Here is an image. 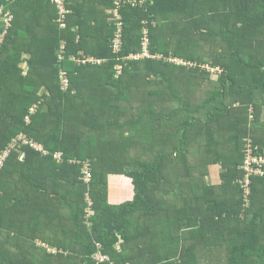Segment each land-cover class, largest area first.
Segmentation results:
<instances>
[{
	"label": "trees",
	"instance_id": "16d2710c",
	"mask_svg": "<svg viewBox=\"0 0 264 264\" xmlns=\"http://www.w3.org/2000/svg\"><path fill=\"white\" fill-rule=\"evenodd\" d=\"M63 1L0 0V156L20 136L49 153L4 164L0 264H264V177L242 185L248 139L264 157V0L128 5L121 51L114 0ZM112 176L132 202L109 203Z\"/></svg>",
	"mask_w": 264,
	"mask_h": 264
},
{
	"label": "built area",
	"instance_id": "2783aa9c",
	"mask_svg": "<svg viewBox=\"0 0 264 264\" xmlns=\"http://www.w3.org/2000/svg\"><path fill=\"white\" fill-rule=\"evenodd\" d=\"M150 1L151 0H114L115 8L113 9V14H114L113 20L115 22H117V26H118V30H119L118 34L116 36V39L114 41V47H115L116 51H121L122 46H123L124 21H123V15H122L121 11H123L124 7H126L128 5H132L133 7L134 6L135 7L144 6L147 3H149ZM54 2L58 6L61 14L64 15L68 12L65 9L63 0H54ZM2 16H3V14L0 11V18H2ZM11 20H12V15L9 12L8 14H6L4 16V21L7 23V25H9ZM61 23H62V26L64 27L65 24H63V21ZM146 24H148V23H146ZM144 34H145V37H144V48L145 49H144L143 53L141 55H138V57H136V58H140V57L141 58H152L153 57L149 51V45H150L149 28L144 29ZM3 40H4V35H3V37L0 38V49H1V45L3 44ZM87 61L92 62V63H98V64H102L103 62H105V60H101V59H98L96 57H87V59L84 61V63ZM176 62H179V61L176 60ZM181 63H182V61H181ZM36 109L37 108L34 107L31 110V114H34ZM26 121H27V123H29L30 122L29 118H27ZM22 145L30 146L32 149L41 153L43 156H49V153L44 149V147L42 145L37 144L36 142L30 140L29 138H27L25 136H20L19 138H17L16 140L13 141L12 145L10 146V149L3 152L2 155L0 156V174L4 168V164H5L6 160L8 159L11 151L16 149V147L22 148ZM53 158L58 163H61L62 155L56 154V155H53ZM70 163L75 164V162H70ZM77 164L82 166V174L84 177V182L86 184H89L92 180V174H91L89 162H84V163H78L77 162ZM244 170L246 172V179L242 182V184L245 186L246 193L248 195H250V193H251L250 186L252 184V178L264 177V157L258 156L255 148H249V146L247 147V158H246ZM87 201H88L89 205L92 206V202L90 201V199L88 197H87ZM90 212H91V209L87 210V213L89 216H90ZM97 247H98V251L93 255V259L97 263H102V262L108 261V257L102 253V249H103L102 245L98 243ZM54 252H57V251L54 250Z\"/></svg>",
	"mask_w": 264,
	"mask_h": 264
},
{
	"label": "crops",
	"instance_id": "0c3cea01",
	"mask_svg": "<svg viewBox=\"0 0 264 264\" xmlns=\"http://www.w3.org/2000/svg\"><path fill=\"white\" fill-rule=\"evenodd\" d=\"M24 70L26 71V66L23 67ZM217 172V171H216ZM108 185H109V203L112 205H120L123 203H129L132 202L135 198V188L133 185V181L130 180L127 177H123V176H112L109 177V181H108ZM113 194V197L115 199H117L119 197V199H123L120 201H116L113 200L112 201V197L111 195Z\"/></svg>",
	"mask_w": 264,
	"mask_h": 264
},
{
	"label": "rangeland",
	"instance_id": "374dc122",
	"mask_svg": "<svg viewBox=\"0 0 264 264\" xmlns=\"http://www.w3.org/2000/svg\"><path fill=\"white\" fill-rule=\"evenodd\" d=\"M146 23H148V24H146ZM145 25H146V28H149V27H147V25H150L149 24V22H145ZM146 28H144V29H146ZM140 57V56H139ZM141 58V57H140ZM162 58V57H161ZM168 61H171V62H176V59L174 60V58L173 57H169L168 59H167ZM213 64H207V65H205V67H207L208 69H210L211 71H212V77L215 79V80H219L220 79V75L222 74V71L219 69V68H214L213 66H212ZM262 124H264V108H263V114H262V120H261V125ZM260 125V124H259ZM248 141V143H247V146H246V153H247V147L249 146V148H255V150H256V153H258V154H261V152H260V150H258L257 149V146H255L254 145V142H253V140L252 139H248L247 140ZM262 153H264V152H262ZM213 171V174H212V177L209 179V182L211 183V184H217L218 183V181H219V177H217L218 176V172H216V170H212ZM262 178V177H261ZM220 182V181H219ZM243 185V184H242ZM244 186V185H243ZM245 187V186H244ZM108 189H109V185H108ZM108 192H109V190H108ZM247 196H249L248 194H247ZM111 197H112V201L113 200H116V201H120V200H123V199H119V197L117 198V199H115V198H113V197H116V196H113V194L111 195ZM109 199V198H108Z\"/></svg>",
	"mask_w": 264,
	"mask_h": 264
}]
</instances>
